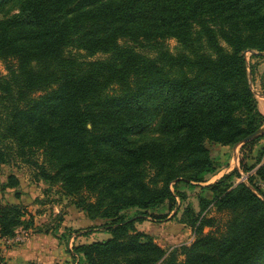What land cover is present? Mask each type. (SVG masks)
I'll return each instance as SVG.
<instances>
[{
    "label": "trees",
    "instance_id": "trees-1",
    "mask_svg": "<svg viewBox=\"0 0 264 264\" xmlns=\"http://www.w3.org/2000/svg\"><path fill=\"white\" fill-rule=\"evenodd\" d=\"M15 1L19 12L0 20V61L13 64L0 75V131L39 178L77 196L90 219L108 220L99 229L111 238L75 247L76 264H264L263 160L243 167L255 170L248 182L236 184L235 169L203 187L212 198L182 221L196 235L190 246L167 253L135 226L142 210L183 201L179 184L217 173L208 143L237 146L264 126L246 55L264 52V0H0V8ZM81 51L109 57L81 60ZM156 121L160 138L132 141ZM8 160L0 149V164ZM133 208L140 217L127 219ZM212 208L229 218L205 234ZM27 214L0 205V238L33 228Z\"/></svg>",
    "mask_w": 264,
    "mask_h": 264
},
{
    "label": "rangeland",
    "instance_id": "rangeland-1",
    "mask_svg": "<svg viewBox=\"0 0 264 264\" xmlns=\"http://www.w3.org/2000/svg\"><path fill=\"white\" fill-rule=\"evenodd\" d=\"M19 12V3L12 2L0 8V20L6 19ZM121 45H134L129 40H123ZM166 46L172 54L180 50L176 39L168 38ZM143 53L148 54V49ZM76 53V52H74ZM153 55V53H151ZM252 52H247V59L254 68L252 88L256 94L259 108L263 112L264 103V56L253 57ZM81 60L96 61L106 60L109 55L98 53L87 56L86 52H79ZM7 65L10 62L0 61V75L8 74ZM1 109V108H0ZM158 121H156L144 133L132 137L135 143H141L151 139L160 138ZM253 141V140H252ZM250 142V141H249ZM223 146L208 143L210 154L218 171L215 175H208L207 182L200 185L179 184V193L184 196L181 201L177 198V204L170 210L168 202L160 208L144 211L148 213L144 221L136 222L138 232L147 234L155 243L170 253L173 249L187 245L190 246L196 240L194 229L190 225H184L186 209H192L196 215L202 210L200 199L212 198V194L203 187L213 184L224 175L239 169L241 176L236 179V184L248 182L255 170L245 172L243 167L249 168L256 165L258 160L264 164V138L243 151L242 145ZM0 149L6 151L9 160L0 164V205L14 204L26 208V220L32 219L34 226L31 229L19 227L16 236L12 239L0 238V264H76L75 247L106 241L111 238L109 233L100 230L108 220L96 218L90 219L85 211L77 207L74 201L76 196H68L62 190L60 184L51 185L39 178L37 169L25 162L16 152L15 145L3 140L0 131ZM41 162V158L38 157ZM15 176L19 185L14 188H4L8 185V178ZM259 185L264 191V182ZM85 195H87L85 193ZM138 208L126 212L127 219H134L140 215ZM215 219L213 227H206L204 233L216 232L224 229L225 222L229 218L228 213H217L215 209L207 215ZM184 259V257H181Z\"/></svg>",
    "mask_w": 264,
    "mask_h": 264
},
{
    "label": "water",
    "instance_id": "water-1",
    "mask_svg": "<svg viewBox=\"0 0 264 264\" xmlns=\"http://www.w3.org/2000/svg\"><path fill=\"white\" fill-rule=\"evenodd\" d=\"M259 56H264V52H259L257 53ZM264 134V126L258 130L255 134L251 135L250 137H248L247 139L244 140V143H247L249 141H252L254 139H256L257 137L261 136Z\"/></svg>",
    "mask_w": 264,
    "mask_h": 264
},
{
    "label": "crops",
    "instance_id": "crops-1",
    "mask_svg": "<svg viewBox=\"0 0 264 264\" xmlns=\"http://www.w3.org/2000/svg\"><path fill=\"white\" fill-rule=\"evenodd\" d=\"M262 107H263L262 109H263V113H264V103H263V106Z\"/></svg>",
    "mask_w": 264,
    "mask_h": 264
}]
</instances>
